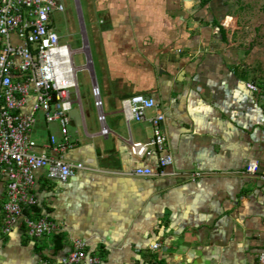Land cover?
Masks as SVG:
<instances>
[{"label": "crops", "instance_id": "0c3cea01", "mask_svg": "<svg viewBox=\"0 0 264 264\" xmlns=\"http://www.w3.org/2000/svg\"><path fill=\"white\" fill-rule=\"evenodd\" d=\"M78 11L91 58V86L83 98L78 91L72 106L81 122L70 117L71 142L63 151L49 141L51 135L61 140L57 122L39 116L31 136L33 152L82 168L65 182L49 178L46 168L34 171L36 202L23 206L9 233L0 232V264H58L77 239L84 243L80 264H259L264 65L237 43L227 0H82ZM133 94L153 98L163 113L164 152L172 157L166 175L133 173L159 169L162 155L130 151L132 142L153 135L148 117L127 121L121 112V99ZM252 161L259 168L254 175L246 172ZM5 200L1 179L0 223ZM27 217H46L56 230L30 237Z\"/></svg>", "mask_w": 264, "mask_h": 264}, {"label": "built area", "instance_id": "2783aa9c", "mask_svg": "<svg viewBox=\"0 0 264 264\" xmlns=\"http://www.w3.org/2000/svg\"><path fill=\"white\" fill-rule=\"evenodd\" d=\"M63 9V4L56 0H0V180H4L6 191L4 219L0 223L3 234L11 231L24 205L35 204L31 189L36 169L46 168L49 178L65 182L82 168L81 163H70L32 150L36 142L31 134L39 116L46 123H58L61 140L58 142L53 135L49 138L57 149L63 151L71 142L69 111L79 100L75 78L77 67L72 58L74 50L60 42L52 25L54 14ZM81 50L88 68L91 58L85 41ZM248 87L257 90L254 84L249 83ZM91 91L98 109L100 132L106 135L108 128L104 125L100 91L95 82H92ZM29 101V110H23ZM120 106L125 120L142 121L148 117L153 129V135L147 142L131 143V153L144 156L154 149L162 153L159 169L138 167L133 173L166 175L165 168L172 164V157L164 152V116L156 109L154 99L133 94L121 99ZM151 110H154L153 114L147 116ZM246 172L253 175L259 172L256 161L248 164ZM259 175L264 179L263 174ZM24 224L30 237H40L56 230L54 223L46 217H27ZM156 247L158 244L152 245V248ZM84 258V243L77 239L58 264H80ZM257 261L264 264V251L258 252ZM40 264L50 263L41 261Z\"/></svg>", "mask_w": 264, "mask_h": 264}, {"label": "rangeland", "instance_id": "374dc122", "mask_svg": "<svg viewBox=\"0 0 264 264\" xmlns=\"http://www.w3.org/2000/svg\"><path fill=\"white\" fill-rule=\"evenodd\" d=\"M62 1L64 9L54 14L52 25L59 35L60 42L68 44L74 50L72 58L74 65L77 67L75 78L79 95L83 98L84 91L91 86V77L86 67L85 54L81 50L83 37L78 9L80 5L82 8V0ZM227 3L231 7V15L236 19V25L232 26L236 27L235 37L237 43H242L247 51L252 52L253 55H257L258 58L256 59H260L264 65V0H227ZM68 20L70 21L71 28H69ZM85 30L95 70L94 45L91 33L86 25Z\"/></svg>", "mask_w": 264, "mask_h": 264}, {"label": "water", "instance_id": "95a60500", "mask_svg": "<svg viewBox=\"0 0 264 264\" xmlns=\"http://www.w3.org/2000/svg\"><path fill=\"white\" fill-rule=\"evenodd\" d=\"M70 117L76 122V124H80L81 122V117H80V112L78 108H72L69 111Z\"/></svg>", "mask_w": 264, "mask_h": 264}, {"label": "trees", "instance_id": "16d2710c", "mask_svg": "<svg viewBox=\"0 0 264 264\" xmlns=\"http://www.w3.org/2000/svg\"><path fill=\"white\" fill-rule=\"evenodd\" d=\"M263 10H264V4H263ZM55 237H56V239H60V235L59 234L55 235Z\"/></svg>", "mask_w": 264, "mask_h": 264}]
</instances>
